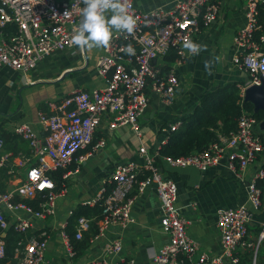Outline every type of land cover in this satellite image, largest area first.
<instances>
[{
	"label": "built area",
	"instance_id": "2783aa9c",
	"mask_svg": "<svg viewBox=\"0 0 264 264\" xmlns=\"http://www.w3.org/2000/svg\"><path fill=\"white\" fill-rule=\"evenodd\" d=\"M220 0H175L172 6L142 10L130 0V8L137 18L133 35L115 33L108 49H103L96 62V71L102 87L92 90L74 89L65 97L49 103L50 113L39 111L37 124L19 123L12 135L28 143L34 164L24 169V177L12 189L0 192V261L5 264H72L78 250L77 244L90 232L94 219L78 217L73 235L62 230L61 241L51 255L48 247L49 232L36 223H44L57 211V200L66 195L65 189L56 191L55 174L69 167L77 153L87 148L100 125L109 130L128 127L141 143L138 153L142 163L117 164L107 178V186L96 193L94 203L101 204L96 236L103 239L100 255L86 264H136L133 258L120 256V238L110 239L112 227L124 231L135 224L132 205L137 195L147 188H154L160 208V229L167 241L159 253H151L153 264H236L239 251L252 253L251 264H256L257 252L264 245V223L254 240L248 237V226L262 206V193L258 181L264 178L259 169L246 182V204L219 211L216 228L220 235L221 253L210 257L199 251L198 245L187 232L188 222L176 208L177 186L163 178L158 162L185 169L205 172L224 166L240 181L256 161L264 162V142L256 130L257 119L243 112L234 132L219 135L199 152L180 157L160 155L159 149L147 151L142 145L139 119L145 113L150 95L158 96L166 105L172 103L179 78L174 67L180 65L185 54V38L194 42L201 27L209 26L216 19ZM245 23L233 35L234 64L247 75L244 90L256 85L264 90V51L255 37L256 17L264 13V0H246ZM80 0H0V28L8 24L16 33L4 35L0 30V67L26 76L45 58L61 52L75 55L77 47L71 45L73 29L82 21ZM69 16H65V12ZM131 44L135 55L121 51ZM77 49V50H76ZM175 52L178 59L167 72H162L158 60ZM255 61L256 71L252 70ZM175 123L169 127L174 132ZM104 145L103 140L98 147ZM4 140L0 138V169L6 167L8 156L4 153ZM21 165V164H19ZM18 197L20 200L15 201ZM29 200L36 204L23 202ZM69 215L72 213L69 212ZM12 228L18 238L12 256H6L5 233Z\"/></svg>",
	"mask_w": 264,
	"mask_h": 264
},
{
	"label": "crops",
	"instance_id": "0c3cea01",
	"mask_svg": "<svg viewBox=\"0 0 264 264\" xmlns=\"http://www.w3.org/2000/svg\"><path fill=\"white\" fill-rule=\"evenodd\" d=\"M133 2L136 7L149 10L172 6L175 0H166L150 8L142 7V4H138L139 0ZM246 11V0H220L215 21L209 26L201 27L194 39L195 43L206 46L207 50L201 51L198 56H186L180 65L174 67L179 78V86L175 90L172 103L166 105L158 96L150 95L148 108L139 119L141 142L147 151L160 149L171 134L169 127L175 123L180 127L207 92L228 83H236L243 98L247 75L238 70L233 62L236 53L232 41L236 30L245 23ZM259 18L258 13L255 37L264 51V20L260 23ZM102 53L103 49H93L84 54L77 51L75 55L70 51L57 53L42 60L26 76L0 67V134L13 136L11 131L19 123L31 124L40 132L37 116L39 111L46 113L52 111L49 103L65 97L77 88L85 90L101 88L102 80L97 74L96 62ZM184 53L188 54L187 50H184ZM205 61L212 62V75L205 71ZM157 64L161 67L166 66L164 59L158 60ZM261 123L257 120L256 130L264 142V129L260 128ZM100 140L104 142L102 147H98ZM140 145L128 127L109 130L107 124L102 123L93 142L77 153L76 159L83 160L81 162L73 160L67 169L55 174V183L59 184L61 189H65L66 195L57 200V211L53 217L44 223L35 224L36 228L45 226L48 230V247L51 255L56 244L61 241L62 230L72 237L73 227L69 232L67 223L73 212L78 207L94 208L101 205L94 203V198L102 186L110 189L106 181L113 168L119 163H142L138 153ZM3 151L10 156L6 164L8 169L5 171L7 178L2 180L8 190L23 179L24 169L35 161L30 158L28 143L19 138L9 139ZM263 165L264 162L260 160L250 165L244 173V180L240 181L222 165L199 172L193 168L180 169L163 161L158 162L163 178L177 186L176 208L180 216L188 222L186 232L198 245L200 252L210 257L221 253L220 235L216 228L217 215L219 211L246 204V182L259 169H263ZM258 187L262 193V206L248 226L250 240L257 237L264 223V178L258 181ZM14 200L20 199L15 197ZM131 211L135 224L124 231L112 227L108 236L110 239L120 238L122 243L120 256L133 258L136 264H153L149 255L159 253L167 241L160 229L162 212L155 189L147 188L142 194L137 195ZM69 212L72 214L69 215ZM95 218L97 217L93 218V222L96 226L77 244L78 253L72 264H86L94 256L100 255L104 240L96 239L90 242L97 233ZM245 252L239 251L236 264H244ZM257 256L259 261L257 263L256 260V264H264V245L259 248Z\"/></svg>",
	"mask_w": 264,
	"mask_h": 264
},
{
	"label": "trees",
	"instance_id": "16d2710c",
	"mask_svg": "<svg viewBox=\"0 0 264 264\" xmlns=\"http://www.w3.org/2000/svg\"><path fill=\"white\" fill-rule=\"evenodd\" d=\"M259 17V22L262 23L264 20V13L262 10L259 11ZM0 30L4 35L16 33V27L12 24H8L3 28H0ZM177 59L178 55L175 52H170L164 58L166 66L161 68L162 72H167L173 64L172 62H175ZM243 112L252 114L260 122L264 121V113L261 111H254L253 106L249 102L243 100L241 89L236 83H228L213 91L207 92L201 98L198 106L190 116L181 123L179 129L171 132L166 143L159 149L160 155L175 158L201 151L210 143L217 141L219 135L227 136L231 132H234L237 127V121ZM0 138L4 140V145L11 138L18 139L16 136H11L10 134L6 135L4 133L0 134ZM262 168L264 170V165ZM7 169V166L0 169V192L6 191L5 182L2 180H6L7 178V175H5ZM60 189L61 186L56 184V191ZM23 202L36 207L34 202H29L27 200H23ZM100 213L101 205H96L94 208L78 207L68 219V231H72V227L78 217L83 216L89 219L97 217L95 219H98ZM95 226L94 222H92V228ZM17 238L18 235L12 230V228H10L4 238L6 241L7 258L12 256V249ZM243 255V258L246 257L243 259L244 264H251L252 253L246 251ZM258 261L259 258L257 256V263ZM5 262L6 261H0V264H5Z\"/></svg>",
	"mask_w": 264,
	"mask_h": 264
},
{
	"label": "clouds",
	"instance_id": "9594fccd",
	"mask_svg": "<svg viewBox=\"0 0 264 264\" xmlns=\"http://www.w3.org/2000/svg\"><path fill=\"white\" fill-rule=\"evenodd\" d=\"M84 5L79 9L82 17L78 27L73 29L71 45L77 47L81 54L93 49H108L115 33L134 34L137 27V18L130 8V0H80ZM65 16H69L67 11ZM183 49L189 56L199 55L206 51V46L185 38ZM129 56L135 55L131 44L121 49ZM205 71L212 75V62L205 61ZM264 67V66H262ZM252 70L256 71L255 61H252Z\"/></svg>",
	"mask_w": 264,
	"mask_h": 264
},
{
	"label": "water",
	"instance_id": "95a60500",
	"mask_svg": "<svg viewBox=\"0 0 264 264\" xmlns=\"http://www.w3.org/2000/svg\"><path fill=\"white\" fill-rule=\"evenodd\" d=\"M243 98L244 101L249 102L253 106L254 111L264 113V90L262 85L247 87L244 90ZM260 128H264V121L261 123Z\"/></svg>",
	"mask_w": 264,
	"mask_h": 264
},
{
	"label": "rangeland",
	"instance_id": "374dc122",
	"mask_svg": "<svg viewBox=\"0 0 264 264\" xmlns=\"http://www.w3.org/2000/svg\"><path fill=\"white\" fill-rule=\"evenodd\" d=\"M165 1L166 0H139L138 4H142V7L145 6L146 8H150V7H153V6L157 5V4H162Z\"/></svg>",
	"mask_w": 264,
	"mask_h": 264
}]
</instances>
